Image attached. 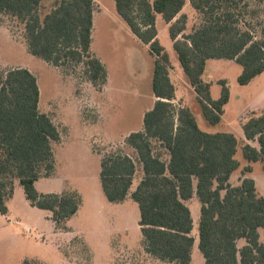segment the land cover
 <instances>
[{"label": "trees", "instance_id": "16d2710c", "mask_svg": "<svg viewBox=\"0 0 264 264\" xmlns=\"http://www.w3.org/2000/svg\"><path fill=\"white\" fill-rule=\"evenodd\" d=\"M44 1L0 0V11L23 26L32 56L58 67L81 64L93 86L105 84L104 65L90 50L94 0H54L42 12ZM113 1L116 14L153 58L154 102L142 116V128L125 139L135 158L121 152L100 157L105 198L118 204L130 197L137 204L143 250L161 262L191 263L193 219L186 202L196 197L198 249L204 264H264L258 233L264 229V198L251 178L236 186L229 183L239 168L235 158L239 146L242 158L260 162L264 172V109L248 114L240 124L244 139L255 141L257 147L240 144L231 132L202 131L189 107L172 103V66L156 26L159 15L168 24L172 48L203 118L216 125L230 91L222 79L217 81L219 97H211V83L202 79L206 62L233 60L241 67L239 85L264 71V27L257 38L242 19L249 0ZM187 4L199 17L189 32L188 17L181 13ZM38 103L37 79L28 69L14 68L0 76V214L9 213L7 201L19 186L30 206L49 212L55 229H65L81 197L72 190L44 194L35 187L41 177L54 173L53 143L60 141L57 127L39 111ZM137 164L141 177L129 192ZM250 171V166L243 169Z\"/></svg>", "mask_w": 264, "mask_h": 264}, {"label": "rangeland", "instance_id": "374dc122", "mask_svg": "<svg viewBox=\"0 0 264 264\" xmlns=\"http://www.w3.org/2000/svg\"><path fill=\"white\" fill-rule=\"evenodd\" d=\"M53 1H44L42 12ZM247 5L242 19L259 38L264 27V0H249ZM188 8L186 32L199 22L198 15ZM156 25L158 40L167 48L172 67L179 71L178 75L172 74L176 95L192 110L197 126L206 132H231L241 144L242 113L254 106L255 96L264 87V71L247 85H239L238 64L211 59L202 78L213 82L212 98H218L220 90L215 79H225L231 92L221 121L211 125L203 118L200 105L186 84L161 17ZM90 50L106 71V82L100 86H93L87 80L81 64L58 67L32 56L23 26L0 11V76L10 69H28L37 79L39 111L51 118L60 133V141L53 143L55 171L50 177H41L35 187L44 194L72 190L81 197V205L67 221L66 228L55 229L49 220L50 213L30 206L22 188L16 186L13 197L7 201L8 215L0 214V264H171L144 252L137 204L130 197L118 204L109 202L99 180L103 154L121 152L135 158L125 139L142 128V116L153 105V58L147 46L141 44L116 14L113 0H95ZM250 143L257 147L255 141ZM235 158L241 164L232 183H237L245 165L250 164L258 191L264 196L260 162L244 161L240 146ZM140 177L137 164L129 192ZM187 205L194 237L190 264H204L198 249L200 203L196 199Z\"/></svg>", "mask_w": 264, "mask_h": 264}, {"label": "crops", "instance_id": "0c3cea01", "mask_svg": "<svg viewBox=\"0 0 264 264\" xmlns=\"http://www.w3.org/2000/svg\"><path fill=\"white\" fill-rule=\"evenodd\" d=\"M150 1V0H149ZM153 1V0H152ZM152 1H150V2H152ZM94 3H95V0H94ZM187 7H189L188 8V10L190 11V12H192V13H195V11L190 7V6H188V4L183 8V10L181 11V13H184V14H186L185 13V10H186V8ZM196 14V13H195ZM187 15V14H186ZM188 17V16H187ZM160 20V16L158 15L157 16V18H156V23L158 22ZM165 24V23H164ZM157 26V25H156ZM165 27L168 29V24H165ZM157 32H158V30H157ZM158 34H159V32H158ZM158 36V35H157ZM170 40V39H169ZM170 46H171V48H172V42L170 41ZM164 48L166 49V51H167V48L164 46ZM173 49V48H172ZM174 51V50H173ZM175 52V51H174ZM167 53H168V51H167ZM176 54V53H175ZM168 55H169V53H168ZM176 57H177V55H176ZM169 60H170V55H169ZM178 60V59H177ZM221 60H223V59H221ZM224 60H226V59H224ZM211 61V59L210 60H208L207 62H206V66H205V70H204V72H203V74L206 72V70H207V68H208V66H209V64L211 63L210 62ZM228 62H233V63H235L233 60H227ZM170 63H171V61H170ZM232 64V63H231ZM180 65V64H179ZM171 66H172V64H171ZM153 67V66H152ZM181 67V66H180ZM175 68V69H174ZM183 72V71H182ZM240 72H241V67H240ZM240 72L238 73V75L240 74ZM179 74V71L176 69V67L174 66V67H172L171 68V70H170V72H169V76H170V79H171V82L173 83V78H172V74ZM184 74V73H183ZM237 75V76H238ZM185 76V75H184ZM203 76V75H202ZM185 78H186V76H185ZM203 79V78H202ZM236 79H237V77H236ZM204 80V79H203ZM219 80H222V78H220V79H215L214 80V82H216L217 83V81H219ZM205 81V80H204ZM205 82H209V83H211V86H210V94H211V97H212V93H211V88H212V85H213V82H211V81H205ZM186 84H187V86L190 88V90L193 92V94L195 95V93H194V91H193V89L190 87V85L188 84V82H187V78H186ZM173 85H174V83H173ZM174 87H175V85H174ZM219 93H220V90H219ZM195 97H196V95H195ZM219 97V96H218ZM231 98V92H230V97H229V99ZM217 99V98H216ZM229 102V101H228ZM254 103H253V107L252 108H249V107H247V109L245 110V111H243V113H242V119H241V121H240V124H241V122H243L244 120H245V118H246V116L248 115V114H250V113H252V112H255V113H259L261 110H263L264 109V87L261 89V91L255 96V98H254V101H253ZM172 103L175 105V106H177V107H182V106H187V104L184 102V100L183 99H181V98H178V96L176 95V88H175V98L173 99V101H172ZM227 105V104H226ZM226 105L223 107V114H224V112H225V107H226ZM188 107V106H187ZM191 110V109H190ZM147 111V110H146ZM192 111V110H191ZM223 117V116H222ZM241 127V126H240ZM242 130V129H241ZM202 131H204V130H202ZM206 132V131H205ZM216 132H226V131H216ZM208 133H215V132H208ZM238 140V139H237ZM243 142H246V143H249L250 145H251V143L250 142H252V141H247V140H245L244 139V136H243V138L241 139ZM239 142H240V140H238ZM252 146H254V147H256L255 145H252ZM244 160V159H243ZM238 161V160H237ZM245 161V160H244ZM239 162V161H238ZM247 162V161H246ZM247 163H249V162H247ZM250 163H255V162H250ZM240 162H239V166H240ZM246 166H250V164H248V165H245V167ZM251 167V166H250ZM238 170V169H237ZM236 170V171H237ZM235 171V172H236ZM235 172H233L232 174H231V176H230V178H229V183L232 185V186H236V185H239L240 184V182H241V180L243 179V178H251V179H253V181L255 182V187H256V190H257V192L260 194V192L258 191V182H257V179L252 175V167H251V171L250 172H247V173H242L241 175H240V179L239 180H237V183H235V184H233L232 183V177L235 175ZM136 185H137V183H136ZM132 186V185H131ZM261 195V194H260ZM263 198H264V196L263 195H261ZM197 198L196 197H193V198H191L189 201H193V200H196ZM188 202V201H187ZM187 202H186V205H187ZM188 206V205H187ZM9 211V210H8ZM191 212V211H190ZM8 215V214H7ZM7 215H5V216H7ZM258 233H259V240H260V242H262V243H264V229H258ZM239 242H241L240 243V245H243L244 244V242L242 241V240H240Z\"/></svg>", "mask_w": 264, "mask_h": 264}]
</instances>
